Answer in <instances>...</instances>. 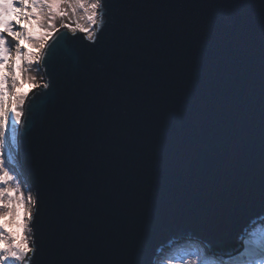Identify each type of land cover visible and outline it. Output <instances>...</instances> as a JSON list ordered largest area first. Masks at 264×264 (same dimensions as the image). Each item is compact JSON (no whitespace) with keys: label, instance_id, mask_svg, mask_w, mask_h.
Returning <instances> with one entry per match:
<instances>
[{"label":"water","instance_id":"obj_1","mask_svg":"<svg viewBox=\"0 0 264 264\" xmlns=\"http://www.w3.org/2000/svg\"><path fill=\"white\" fill-rule=\"evenodd\" d=\"M105 6L94 42L58 27L51 88L29 94L33 264H153L182 238L243 251L264 220V0Z\"/></svg>","mask_w":264,"mask_h":264},{"label":"snow or ice","instance_id":"obj_2","mask_svg":"<svg viewBox=\"0 0 264 264\" xmlns=\"http://www.w3.org/2000/svg\"><path fill=\"white\" fill-rule=\"evenodd\" d=\"M62 5H67L73 16L78 10L82 11L89 27L78 23L73 26L71 21L60 27L69 29L73 36L79 31L86 34L84 38L88 41H96L95 33L105 23V0H0V215L15 217L17 209L25 204L32 208L38 206L36 198L31 195L25 198L18 177L8 164L12 162L10 151L16 147L18 136L26 130V118L31 115L29 94L34 89L51 88L49 82H38L43 77L30 73L33 66L46 60L60 38L55 21L69 15ZM24 84L28 88L21 90ZM6 149L9 150L7 162ZM12 182H16L15 186L9 188ZM35 215L31 208L24 212L18 236L5 231V226L0 224V264H33L40 251L31 227ZM244 255L250 258L241 260L240 264H264V231L250 241ZM180 264H210V261L187 260Z\"/></svg>","mask_w":264,"mask_h":264},{"label":"rangeland","instance_id":"obj_3","mask_svg":"<svg viewBox=\"0 0 264 264\" xmlns=\"http://www.w3.org/2000/svg\"><path fill=\"white\" fill-rule=\"evenodd\" d=\"M62 9L63 10H70L67 8V5H62ZM57 27L60 26V22H59V18L56 19L55 21ZM40 66V65H39ZM39 66H33V72H31L30 74L33 75H38V77H43L42 80H38V82L40 83H44V75H43V70L39 69V71H35V69ZM28 88L27 84L23 85L22 90H25ZM8 155H9V150L6 149L5 150V161L7 162L8 160ZM16 165L19 164L18 163V159H17V163H15ZM8 167L13 168V160L10 164H8ZM14 175L17 176L16 172L14 171ZM20 181V179L18 178V182ZM16 182H12L10 185H8L9 188L14 187ZM20 183V182H19ZM21 186V184H20ZM26 188H23V186H21V191L23 192L25 198H27V196H29L28 193V188H30L28 186V183L26 181ZM32 193V191H31ZM14 195H18L15 194ZM2 207V206H0ZM31 208V206L29 207V205L25 204V206L23 208H18L17 209V215L15 217L7 215V214H3L0 215V224H3L4 230L8 231V232H13L15 234H17V236L20 233V222L21 219L23 218L24 212L29 210ZM177 249H179L182 253V255L184 256V259L187 261L189 260H201V259H207L210 261V264H239L241 260H247L250 257H248L247 255L241 254V253H245V251H241V252H237L236 251H224V250H204V245L200 244L199 241L197 239H182L179 242L171 245L169 247V245L167 247H165L158 256H162L165 258H170L172 255H169L171 252L176 251ZM194 252L197 253L196 255H198V257H191L188 255V252ZM241 254V255H240Z\"/></svg>","mask_w":264,"mask_h":264},{"label":"bare ground","instance_id":"obj_4","mask_svg":"<svg viewBox=\"0 0 264 264\" xmlns=\"http://www.w3.org/2000/svg\"><path fill=\"white\" fill-rule=\"evenodd\" d=\"M88 2H91V0H88ZM67 11L69 13L68 17H65L63 19L59 18V22H60L59 24L60 25L62 23H68L69 21H71L73 23V26H75V24L78 23V24H80L83 27H89L88 21L83 18L85 14L82 11L78 10L75 16L72 15L71 10H67ZM13 55H14V53H13ZM10 154L12 156L13 165H14L13 168H11V167L10 168L13 169L16 172L17 177L20 179L19 182H20L21 186H23V188H26L25 187L26 186V180L24 178V170L21 168V166H19V164H17V165L15 164V163H17V149H16V147L11 149ZM28 193H29V195L32 196L30 188H28ZM29 207H30V205H29ZM251 228L253 229V230L251 229V231H250L251 232L250 234H251L252 238H250V240H248V241H252L254 238H258L259 234L262 231H264V220L261 221L259 224H257V223L254 224L253 223L251 225ZM180 240H182V239H177V240L172 241L169 246L179 242ZM245 249H246V247L244 249H241V250L245 251ZM204 250H205V247H204ZM208 251H210V249ZM196 254L197 253H194L192 251L188 252V255L191 256V257H193V256L194 257H198L199 254L198 255H196ZM241 254H244V253H241ZM169 255H172V256L170 258H165V257H162V256L156 257L154 259V263L153 264H168L169 260L172 261V264H180L181 261H186L184 259V256L182 255V253H181V251L179 249H177L174 252H171Z\"/></svg>","mask_w":264,"mask_h":264}]
</instances>
